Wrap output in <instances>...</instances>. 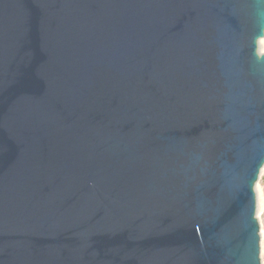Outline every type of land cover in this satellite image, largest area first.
Masks as SVG:
<instances>
[{"label":"water","instance_id":"obj_1","mask_svg":"<svg viewBox=\"0 0 264 264\" xmlns=\"http://www.w3.org/2000/svg\"><path fill=\"white\" fill-rule=\"evenodd\" d=\"M264 0H0V264H262Z\"/></svg>","mask_w":264,"mask_h":264},{"label":"rangeland","instance_id":"obj_2","mask_svg":"<svg viewBox=\"0 0 264 264\" xmlns=\"http://www.w3.org/2000/svg\"><path fill=\"white\" fill-rule=\"evenodd\" d=\"M261 44H259V54H264V38L261 40ZM263 177H264V169L262 170V174L260 176V179L256 185L257 187V194L258 197L261 196L262 197V201H263V193H264V187H263ZM263 205H264V201H263ZM257 216L259 218V223H260V231H261V261L262 264H264V206L262 208V210L257 213Z\"/></svg>","mask_w":264,"mask_h":264},{"label":"bare ground","instance_id":"obj_3","mask_svg":"<svg viewBox=\"0 0 264 264\" xmlns=\"http://www.w3.org/2000/svg\"><path fill=\"white\" fill-rule=\"evenodd\" d=\"M262 42L260 41V43L259 44H261ZM258 202H259V206H258V213L262 210V208H263V201H262V197L261 196H259L258 197Z\"/></svg>","mask_w":264,"mask_h":264},{"label":"crops","instance_id":"obj_4","mask_svg":"<svg viewBox=\"0 0 264 264\" xmlns=\"http://www.w3.org/2000/svg\"><path fill=\"white\" fill-rule=\"evenodd\" d=\"M263 187H264V184H263ZM263 201H264V193H263Z\"/></svg>","mask_w":264,"mask_h":264},{"label":"trees","instance_id":"obj_5","mask_svg":"<svg viewBox=\"0 0 264 264\" xmlns=\"http://www.w3.org/2000/svg\"><path fill=\"white\" fill-rule=\"evenodd\" d=\"M263 184H264V177H263Z\"/></svg>","mask_w":264,"mask_h":264}]
</instances>
